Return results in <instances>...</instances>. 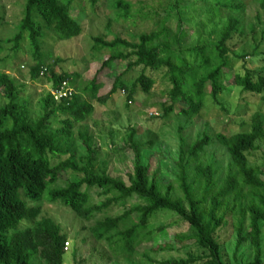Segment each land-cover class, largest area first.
I'll list each match as a JSON object with an SVG mask.
<instances>
[{"label":"trees","instance_id":"1","mask_svg":"<svg viewBox=\"0 0 264 264\" xmlns=\"http://www.w3.org/2000/svg\"><path fill=\"white\" fill-rule=\"evenodd\" d=\"M76 1L26 0L18 24L20 32L6 42L17 52L28 40L36 61L30 70V80L46 81L52 85L53 92L42 100L41 115L35 118L28 102L22 99V88L17 81L0 74V97L8 101L0 107V264H67L68 235L55 221L42 217L39 208H30V203H60L79 219L92 222L113 206L134 199L139 204L123 215L95 224L90 233L97 242L105 241L132 256L143 244L152 242L151 220L160 213H170L177 217L178 224L188 225L190 232L178 236L175 242L159 246L157 252L188 250L187 245L193 242L199 253L160 264H232L226 253L228 241L222 235L227 229L236 237L235 256L246 245L252 252L248 260L237 264H264V117L261 113L253 115L248 131L232 137L217 134L212 138L203 134L187 151L181 129L177 190L160 176L156 156L145 158L144 146L136 140L134 131L124 148L134 155L129 183L113 177L87 125L95 113L91 101L106 105L113 96L125 92L128 103L132 104L136 90L150 97L156 87L150 73L163 74L168 86L165 100L153 109L161 113L163 120L175 116L187 124L207 109L209 101L228 111L221 97L228 91L226 83L232 77L234 89L244 97H251L250 103L256 98L264 103V70L251 69L246 64L241 73L234 76L227 73L233 60L245 58L238 56L231 46L239 36L241 18L228 16L227 26L217 41L190 46L186 40L191 32L208 28L203 20L196 27L194 19H186V10L194 0H166L161 12L148 4V0H89L95 14L107 7L120 15L109 20L104 36L93 39V50L98 54L109 53V59L100 63L97 76L86 88L76 93L79 76H70L59 68L61 60L47 65L41 50L47 33L52 32L63 42L83 34V13L74 11ZM199 1L205 12L203 16L209 15L216 21L222 19V13L241 11L244 0ZM260 7L264 12V0H260ZM150 18H157L150 33L134 36L131 41L118 35L108 40L114 25L123 23L129 31L138 30ZM171 21H176L175 32L167 27ZM125 63L126 70L113 76L110 93L99 97L103 88L98 82L99 75L113 68L118 70ZM135 71L140 72L139 77L128 87L123 78ZM65 83L73 95L58 102L53 93L61 91ZM215 142L230 157L225 172L214 164L200 162L206 149ZM258 152L263 155L261 166L250 161V155ZM61 182L65 184L62 187L58 186ZM93 189L101 190L107 198L102 204L92 205L89 191ZM23 223L28 224L26 229H21ZM121 228L125 229L121 231ZM166 229L162 227L160 231ZM149 263L155 262L149 260ZM73 264L88 263L75 255Z\"/></svg>","mask_w":264,"mask_h":264},{"label":"rangeland","instance_id":"2","mask_svg":"<svg viewBox=\"0 0 264 264\" xmlns=\"http://www.w3.org/2000/svg\"><path fill=\"white\" fill-rule=\"evenodd\" d=\"M148 4L156 7V11L161 12L162 6L166 5V0H148ZM25 5L26 0H0V74H7L17 81L22 88V99L28 102L33 116L37 118L41 115L42 100L53 92L52 85L44 80L40 82L30 80V70L35 66L36 61L27 39L17 52L14 51L13 45L6 43L20 32L18 24L23 18ZM241 5L243 6L241 11L222 13V19L214 21L209 15L203 16L205 12H203L199 0H194L189 8V3L185 4V8H188L185 13L186 19L190 21L194 19L193 26H200L202 20L208 26L205 30L191 32L190 37L186 40V44L190 46L217 41L221 30L227 26L228 16L232 14L241 18L243 24L239 36L235 37L231 46H234L238 56L245 58L232 61L231 68L227 72L231 76L241 73L246 64L251 69L264 70V12L260 7V0H244ZM74 11L76 14L83 13V34L77 39L63 42L59 41L52 32L47 33L41 50L47 65L61 60L62 65L59 68L70 76H79L77 88L75 87L76 93H79L97 76L101 67L100 63L110 57L107 52L98 54L93 50V39L104 36L109 20L114 18V15L119 17L120 13L115 12L114 14L104 7L95 14L90 7L89 0H77ZM156 20L150 18L142 22L138 30L132 31L126 29V25L124 26L123 23L114 25L113 34L108 40H114L113 36L118 35L131 41L134 36L150 33L155 28ZM127 24L129 28V22ZM167 27L175 32L176 21H171ZM125 70L126 63L118 70L113 68L112 71H102L103 73L98 77V82L103 85L99 97L107 96L110 93L114 81L113 76H116V72L119 74ZM139 74V71L132 72L125 76L122 82L128 87L132 86ZM150 75L156 80V87L150 97L143 94L142 91L136 90L135 100L132 104L128 103L127 94L123 92L113 96L106 105L90 100L95 107V113L87 125L90 127L95 142L102 149L101 159L108 162L110 174L113 177L121 178L126 183H129V175L133 173L134 168V155L132 152L124 151L132 131L136 133V140L144 146L145 158L156 156L154 159L158 160L160 176L177 190L178 171L176 165L181 151L179 139L181 129L187 151L203 134H209L212 138H215L217 134L232 137L250 129L251 119L255 113H261L264 117V103L258 98L250 103L251 97H244L239 90L234 89L232 77L226 83L228 91L221 97V102L228 111L213 106L209 101L207 109L187 124L175 116L170 120H163L161 113L153 109L165 100L168 86L163 74L150 73ZM202 75L203 73H199V76ZM7 102L5 98L0 97V107L5 106ZM245 104L250 105L246 106ZM262 158L261 152L251 154V164L261 166ZM200 162L208 165L214 164L222 172H225L230 157L215 142L213 146L206 149ZM63 185L65 184L61 182L58 186L62 187ZM102 193L99 189L89 191L92 205H100L107 199ZM110 197L112 198V196ZM137 204L139 201L134 199L123 205L113 206L106 213L98 215L92 222L79 219L71 209L60 203L51 204L45 201L40 204L30 203L29 206L30 208H39L42 217H48L55 221L68 235L70 246L67 247V264L74 263L75 255L78 260H84L88 264H150L149 260L155 262L152 264H160L165 261L184 260L189 255L199 253L193 242L187 245L188 250L157 252L159 246L175 242L178 236L190 232L188 225L178 224L177 217L170 213H160L151 220L149 231L153 234L152 242L143 244L132 256L122 252L119 247L111 246L105 241L97 242L93 238L90 231L98 221L119 217ZM27 227L28 224L23 223L21 229ZM162 227L167 229L160 231ZM124 229L121 228V231ZM222 235L223 239L228 241L226 253L232 264L246 261L251 257L252 252L249 245H246L235 256L236 237L231 229L225 230Z\"/></svg>","mask_w":264,"mask_h":264},{"label":"built area","instance_id":"3","mask_svg":"<svg viewBox=\"0 0 264 264\" xmlns=\"http://www.w3.org/2000/svg\"><path fill=\"white\" fill-rule=\"evenodd\" d=\"M123 93H125V92H123ZM53 95H54V98H55V100L56 101H61L62 99H66V98H70V97H72V95H73V91H72V89L71 88H69V86L67 85V83H65L64 85H63V88H62V90L61 91H55L54 93H53ZM68 244L66 245V250H68Z\"/></svg>","mask_w":264,"mask_h":264}]
</instances>
